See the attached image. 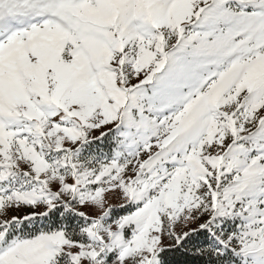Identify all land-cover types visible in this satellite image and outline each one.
Listing matches in <instances>:
<instances>
[{"label": "snow or ice", "instance_id": "obj_1", "mask_svg": "<svg viewBox=\"0 0 264 264\" xmlns=\"http://www.w3.org/2000/svg\"><path fill=\"white\" fill-rule=\"evenodd\" d=\"M176 253L264 264V0H0V264Z\"/></svg>", "mask_w": 264, "mask_h": 264}, {"label": "trees", "instance_id": "obj_2", "mask_svg": "<svg viewBox=\"0 0 264 264\" xmlns=\"http://www.w3.org/2000/svg\"><path fill=\"white\" fill-rule=\"evenodd\" d=\"M106 144H107V142H105V145H101V146L105 147ZM92 148H95V147H92ZM109 150L110 149H106V150L105 149H97V154L101 155L102 152H109ZM89 152H91V151H89ZM172 258L178 262H181V264H185V262H186V264H195L194 261H188V258L181 256L180 253H176Z\"/></svg>", "mask_w": 264, "mask_h": 264}, {"label": "rangeland", "instance_id": "obj_3", "mask_svg": "<svg viewBox=\"0 0 264 264\" xmlns=\"http://www.w3.org/2000/svg\"><path fill=\"white\" fill-rule=\"evenodd\" d=\"M94 134H98V133H94ZM105 142H107L106 146H105V147L101 146V145H105ZM93 147H95V148L89 149V150L85 153V155H88V154L99 155V154H97V149H105V150H106V149H110V145H109V143H108L107 140H105L104 142L99 143V144H97V145H94ZM96 148H97V149H96ZM89 151H91V152H89ZM110 202H111V203H118V201H116V200H111Z\"/></svg>", "mask_w": 264, "mask_h": 264}]
</instances>
